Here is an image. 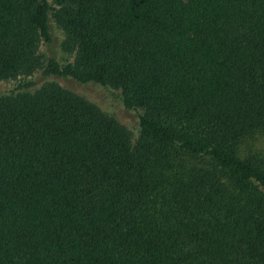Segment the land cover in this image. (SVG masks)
Returning <instances> with one entry per match:
<instances>
[{"label": "trees", "instance_id": "1", "mask_svg": "<svg viewBox=\"0 0 264 264\" xmlns=\"http://www.w3.org/2000/svg\"><path fill=\"white\" fill-rule=\"evenodd\" d=\"M37 71L120 90L138 135ZM16 79L0 264H264V0H0Z\"/></svg>", "mask_w": 264, "mask_h": 264}, {"label": "rangeland", "instance_id": "2", "mask_svg": "<svg viewBox=\"0 0 264 264\" xmlns=\"http://www.w3.org/2000/svg\"><path fill=\"white\" fill-rule=\"evenodd\" d=\"M52 32L55 38L54 41V54L60 64H65L72 60V56L67 54L62 50L61 43L64 38V34L61 29H59L54 22L51 20ZM40 52L48 57L50 55V50L45 44L40 46ZM27 80L34 81L35 85L31 89L37 88L47 81L57 82L64 88H67L76 94L82 96L89 102L95 104L104 114L113 117L120 124L127 127L133 134L134 137L138 135V118L137 112H141V109L129 110L124 107L122 102L114 96L121 93L120 90L113 88H105L101 85L94 83H79L71 78L62 77H44L40 71L35 72ZM23 79L16 80H1L0 81V94L9 92L12 88L17 86ZM257 146H264V138L258 137L255 142ZM244 151V150H242Z\"/></svg>", "mask_w": 264, "mask_h": 264}]
</instances>
